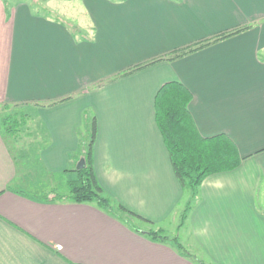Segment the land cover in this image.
<instances>
[{"label": "crops", "instance_id": "obj_1", "mask_svg": "<svg viewBox=\"0 0 264 264\" xmlns=\"http://www.w3.org/2000/svg\"><path fill=\"white\" fill-rule=\"evenodd\" d=\"M77 6L74 17L52 16L0 0V108L37 120L40 159L55 172L82 159L94 118L93 169L105 194L155 228L177 222L186 246L178 241L200 255L152 240L131 217L17 192L0 115V264H264V0ZM171 81L191 92L199 134L227 136L240 157L202 180L182 223L188 193L154 110Z\"/></svg>", "mask_w": 264, "mask_h": 264}, {"label": "trees", "instance_id": "obj_2", "mask_svg": "<svg viewBox=\"0 0 264 264\" xmlns=\"http://www.w3.org/2000/svg\"><path fill=\"white\" fill-rule=\"evenodd\" d=\"M191 97V92L183 84L178 81H171L163 84L154 98L155 120L169 153L173 171L182 188L188 193V199L181 213V223L187 217V213L193 205V200L202 180L210 174L234 169L240 162L236 146L227 136L218 134L203 137L199 134L188 107ZM13 107L18 106L13 105ZM13 114L1 117V128L4 134L5 131L14 134L15 130L9 125ZM22 114L24 115V113ZM90 130L89 137L81 142L84 164L79 169L72 168L68 170L73 171L75 175L67 181V193H59L53 190H36L35 188L31 191V187L26 189L15 186L17 192L29 193L35 199L48 202L90 203L112 216L120 215L121 212L125 216L145 222L148 225L145 233L152 240L170 243L181 254H187L176 236L170 239L164 233L163 228H155L153 222L130 211L122 204L113 202L105 194L93 169L92 146L96 135L94 118ZM18 167L19 164L17 163ZM119 217L127 222L122 215ZM133 228L137 229L136 227Z\"/></svg>", "mask_w": 264, "mask_h": 264}, {"label": "rangeland", "instance_id": "obj_3", "mask_svg": "<svg viewBox=\"0 0 264 264\" xmlns=\"http://www.w3.org/2000/svg\"><path fill=\"white\" fill-rule=\"evenodd\" d=\"M31 2L45 12H49L54 15L62 13L67 17H74L75 11L79 8V0H26ZM77 4V5H76ZM54 10V11H53ZM59 12V13H58ZM72 19V18H71ZM23 109L21 107H1L0 115L5 116L7 114H13L10 122L12 132L5 131V138L8 145L12 148L13 156L19 164L16 172V178L14 180L15 186H21L23 188L31 187L36 190H53L59 193H67L68 186L67 181L74 177L73 171L55 172L49 171L40 159V149H42V138L40 136V128L37 124V120H27L23 115ZM79 159L71 164L67 168H76ZM33 184L37 187H33ZM35 192V191H34ZM39 192V191H38ZM124 216L123 213H119ZM130 223L134 225H146L145 222L132 218ZM164 233L171 239L177 237L180 242L182 239H186L183 232L178 230L177 222L169 220L164 224ZM180 232V233H179ZM188 241V240H187ZM184 244V242H183ZM184 246H186L184 244ZM187 251L199 257V250H193L187 248Z\"/></svg>", "mask_w": 264, "mask_h": 264}, {"label": "water", "instance_id": "obj_4", "mask_svg": "<svg viewBox=\"0 0 264 264\" xmlns=\"http://www.w3.org/2000/svg\"><path fill=\"white\" fill-rule=\"evenodd\" d=\"M83 164H84V159L82 158L78 161L76 168L79 169Z\"/></svg>", "mask_w": 264, "mask_h": 264}]
</instances>
